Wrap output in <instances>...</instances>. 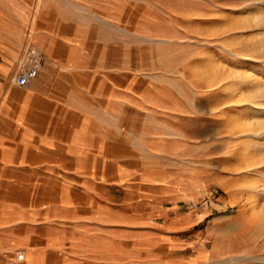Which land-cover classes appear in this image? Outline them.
<instances>
[{
	"label": "rangeland",
	"instance_id": "1",
	"mask_svg": "<svg viewBox=\"0 0 264 264\" xmlns=\"http://www.w3.org/2000/svg\"><path fill=\"white\" fill-rule=\"evenodd\" d=\"M81 1L47 2L75 16ZM107 1L115 23L101 31L113 34L112 58L121 68L114 78L128 91L113 105L124 118L115 114L113 122L128 127L130 138L129 150L108 153L114 163L98 169L127 179L111 189L114 223L177 243L173 251L163 247L162 264H170L164 252L178 264H264V167L243 152L244 140L262 129L236 127L251 115L227 108L233 100L217 76L236 67L264 78V0ZM27 37L24 29L3 77L19 90L26 85L16 84L15 74L28 48L44 56ZM246 82L248 95L253 86Z\"/></svg>",
	"mask_w": 264,
	"mask_h": 264
},
{
	"label": "crops",
	"instance_id": "2",
	"mask_svg": "<svg viewBox=\"0 0 264 264\" xmlns=\"http://www.w3.org/2000/svg\"><path fill=\"white\" fill-rule=\"evenodd\" d=\"M47 1L0 0V264H162L177 243L114 223L111 189L127 179L98 170L130 144L113 122L128 91L114 78L113 34L101 31L115 23L109 2L81 1L73 16ZM24 29L44 56L19 90L3 77Z\"/></svg>",
	"mask_w": 264,
	"mask_h": 264
},
{
	"label": "bare ground",
	"instance_id": "3",
	"mask_svg": "<svg viewBox=\"0 0 264 264\" xmlns=\"http://www.w3.org/2000/svg\"><path fill=\"white\" fill-rule=\"evenodd\" d=\"M257 48L258 46L253 49L254 53L258 51ZM217 72V76H219L218 81H220L219 85L222 84L223 87H226L225 95L229 97L230 101L233 100V103H231L232 106L229 105L227 108L230 110L239 109V116L242 117L249 114L251 115L249 122L245 119H237L236 122L238 126L236 127L241 125V128H243L244 131L251 130L254 127L262 129L260 132L248 136L243 142V145H245L243 147V152L249 157L248 162L250 164H257V168L262 170L264 167V84H262V80L264 78H257L256 76L250 74L247 69H237L236 67L221 68L220 70L218 69ZM246 81L248 83L250 82L253 86L251 93L248 95H246L244 91ZM243 136H246L245 133ZM249 141L252 143L249 144Z\"/></svg>",
	"mask_w": 264,
	"mask_h": 264
},
{
	"label": "built area",
	"instance_id": "4",
	"mask_svg": "<svg viewBox=\"0 0 264 264\" xmlns=\"http://www.w3.org/2000/svg\"><path fill=\"white\" fill-rule=\"evenodd\" d=\"M42 63V56L37 49L29 47L27 50V57L20 60L19 70L15 74V81L19 85L27 84L32 78H34ZM23 253L19 252L18 257H22Z\"/></svg>",
	"mask_w": 264,
	"mask_h": 264
}]
</instances>
